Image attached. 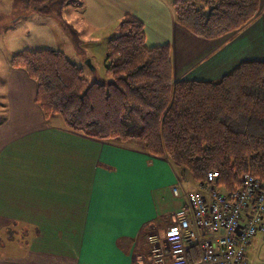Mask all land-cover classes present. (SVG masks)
I'll use <instances>...</instances> for the list:
<instances>
[{
	"label": "crops",
	"instance_id": "crops-1",
	"mask_svg": "<svg viewBox=\"0 0 264 264\" xmlns=\"http://www.w3.org/2000/svg\"><path fill=\"white\" fill-rule=\"evenodd\" d=\"M173 1L82 0L65 12L70 23L104 25L135 14L148 46L171 44L178 79L215 80L242 60L264 56V0L257 18L217 39L179 25ZM148 26L157 31L150 42ZM9 41L0 51V264H151L147 231L161 232L184 205L172 188L195 190L200 181L138 141L97 139L57 115L46 117L37 82L10 64L23 49L19 39ZM262 244L253 241L249 255Z\"/></svg>",
	"mask_w": 264,
	"mask_h": 264
},
{
	"label": "trees",
	"instance_id": "trees-1",
	"mask_svg": "<svg viewBox=\"0 0 264 264\" xmlns=\"http://www.w3.org/2000/svg\"><path fill=\"white\" fill-rule=\"evenodd\" d=\"M42 16L64 18L82 0H19ZM262 0H174L176 22L191 34L217 39L258 17ZM37 82L36 102L46 117L90 137L140 142L165 155L196 181L216 171L217 185L231 191L244 173L264 179V58L240 61L215 80L176 78L169 42L148 46L144 22L133 13L121 19L107 44L108 84L90 82L63 50L23 49L10 58ZM193 248L189 249L192 252Z\"/></svg>",
	"mask_w": 264,
	"mask_h": 264
},
{
	"label": "built area",
	"instance_id": "built-area-1",
	"mask_svg": "<svg viewBox=\"0 0 264 264\" xmlns=\"http://www.w3.org/2000/svg\"><path fill=\"white\" fill-rule=\"evenodd\" d=\"M216 177L212 170L195 190L172 188L184 205L161 232L147 231L151 264H259L249 246L264 243V179L247 172L226 191Z\"/></svg>",
	"mask_w": 264,
	"mask_h": 264
},
{
	"label": "rangeland",
	"instance_id": "rangeland-1",
	"mask_svg": "<svg viewBox=\"0 0 264 264\" xmlns=\"http://www.w3.org/2000/svg\"><path fill=\"white\" fill-rule=\"evenodd\" d=\"M9 1L3 0L4 4L0 10V30H2L0 32V51L4 52L8 49L11 43L10 37H17L19 39L17 46L23 49L63 50L72 61L83 68V74L90 82L97 81L108 84L112 81V76L106 72L105 57L108 41L117 34L121 20L115 25H104L105 22L101 20H97L96 24H87L82 20L77 21L78 23H71L79 32V41H75L55 17L42 16L33 8L25 7L21 2L17 1L16 4H11ZM196 3L198 6H202L204 0H196ZM6 16L8 19L4 20ZM64 18L68 21L66 12ZM146 30L150 35L148 38V42H150L151 35L156 34L157 31L150 26ZM263 58L264 56L259 59ZM186 173L191 175L189 172ZM193 181L196 182L194 179ZM256 257L257 262L264 264V244Z\"/></svg>",
	"mask_w": 264,
	"mask_h": 264
}]
</instances>
